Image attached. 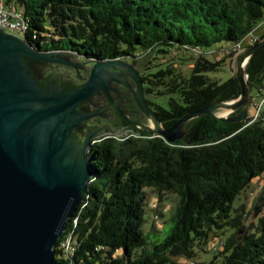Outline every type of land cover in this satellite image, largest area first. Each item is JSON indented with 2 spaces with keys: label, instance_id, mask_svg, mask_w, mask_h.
Returning a JSON list of instances; mask_svg holds the SVG:
<instances>
[{
  "label": "trees",
  "instance_id": "trees-1",
  "mask_svg": "<svg viewBox=\"0 0 264 264\" xmlns=\"http://www.w3.org/2000/svg\"><path fill=\"white\" fill-rule=\"evenodd\" d=\"M1 1L25 16L26 42L44 53L73 52L87 61L123 60L134 67L154 57L160 65L145 68L140 77L147 104L152 106L154 93L164 101L156 108L164 127L214 102L238 98L234 76L221 82L209 75L219 73L224 61L234 58L226 50L264 20V0ZM224 43L231 46L212 50ZM179 52L191 57L188 74L168 64ZM246 75L253 114L239 122L196 118L174 144L142 132L92 144L87 158L92 178L54 248V260L176 264L182 258L199 264L198 251L211 250L212 261L205 264H264V215L253 232L244 233L246 215L233 207L253 181L263 182L256 196L264 197V47L251 57ZM145 190L178 198L162 229L144 228ZM260 212L253 207L255 217ZM69 232L73 253L67 256L59 244Z\"/></svg>",
  "mask_w": 264,
  "mask_h": 264
},
{
  "label": "water",
  "instance_id": "water-1",
  "mask_svg": "<svg viewBox=\"0 0 264 264\" xmlns=\"http://www.w3.org/2000/svg\"><path fill=\"white\" fill-rule=\"evenodd\" d=\"M263 47L264 39L237 56V99L214 102L166 128L147 104L142 71L129 62L44 53L0 25V264H62L54 260V248L84 201L92 144L132 133H114L117 128L93 125L91 119L114 112L133 130L171 144L182 140L196 118L239 122L250 102L246 67ZM118 89L126 92L124 101ZM129 93L144 122L132 121L120 108L129 104ZM99 101L105 106L97 107Z\"/></svg>",
  "mask_w": 264,
  "mask_h": 264
},
{
  "label": "rangeland",
  "instance_id": "rangeland-1",
  "mask_svg": "<svg viewBox=\"0 0 264 264\" xmlns=\"http://www.w3.org/2000/svg\"><path fill=\"white\" fill-rule=\"evenodd\" d=\"M259 33H262L261 29L258 30L257 34L259 35ZM229 46H231V45L228 43H224L221 45H215L212 47V50L217 51L219 53L221 51L222 47H229ZM248 47H250V45L248 43H245L243 48H248ZM218 53L216 55L217 58H219ZM171 56L173 58L171 60H169L168 64H173V65L178 64L177 67H179L183 72H187V74H188V60H190V58H191L189 53L188 52H179V53H176L174 55L171 54ZM237 56L234 57L232 60L229 59V60L224 61V64L222 65L220 72L217 74L216 73L211 74V75H209V77L214 78L216 80H220L221 82H224L230 76H234L235 75V61H236ZM209 59L211 61L214 60L213 57H209ZM140 61H141V64L136 68L139 70V72L142 71L141 74H143L145 68H149L151 70H154L155 65L159 64V61L155 60L154 57L149 58L148 56L141 59ZM127 62L130 63V61H127ZM263 94H264V92H263ZM129 95H130V97H128V98L130 101L129 102V105H130L131 103H134V100H133L130 93H129ZM252 95L253 96L256 95L255 91L252 92ZM146 99H148V96H146ZM150 100H152L154 103H157L158 106L164 102L157 95H155V93H154V97L151 98ZM255 102L258 104L261 103V102H259L258 99H256ZM113 113L114 112H109V114H111V115ZM247 113L253 114V110L248 109V106H247ZM109 114L107 115L106 119L109 118L107 120V122L111 123V121L114 119H112L110 121L111 117L109 116ZM221 114H222V112H218L216 115H221ZM95 118H99V117H94L93 119L95 120ZM93 119H91L90 122L94 121ZM99 119L103 120L105 118H99ZM128 127H124V128L116 127L117 129L114 131V133H117L119 130H120V133H123V132H125L127 130L129 131L131 129V132L133 134L130 133L129 135H126L124 137L123 136H116V135H114V136L111 135V136H113L115 138H125L127 136L128 137L138 136V134H137V133H139L138 131L134 132V130L131 127H129V128ZM134 134H136V135H134ZM260 184H263V182L253 181L250 184V186L248 187V189L246 191H243L238 196L235 204L233 205L234 208L238 209V212H241L243 215H246V219L243 222V226L245 228L244 233H246V231L247 232H253V230H255V228H256L257 221L259 220V217L261 215H264V205H263L264 203L260 202V199L261 198L264 199V197H262V196L257 197L256 196L257 186ZM145 192L147 193L146 194V201L147 202L145 203V208H144V217H143L145 220L144 228L146 229V227L150 226V227H148V229L150 228L151 230H152V227L154 229H156V228L162 229L165 226L166 219L170 218V216L172 215L174 207L178 202V198L173 194H169L168 192H164L161 195V198L159 195L155 194V192H153L152 190H145ZM248 194H249V196H248ZM250 194H252V195L254 194L255 197L254 198L250 197ZM153 204L156 207L155 212L151 210V207ZM254 206L260 208V210H261L260 215L258 217H255V215L253 214V207ZM161 214L166 215V217L162 216ZM155 216H159V218L157 220V224L154 223V222H156L153 219V218H155ZM155 226H157V227L155 228ZM198 254H199V256L197 258V261L199 264H205V263L212 261L211 250L210 251L206 250L205 252L198 251ZM174 262L176 264H185L186 261L182 260V258H179V259L175 260Z\"/></svg>",
  "mask_w": 264,
  "mask_h": 264
},
{
  "label": "built area",
  "instance_id": "built-area-1",
  "mask_svg": "<svg viewBox=\"0 0 264 264\" xmlns=\"http://www.w3.org/2000/svg\"><path fill=\"white\" fill-rule=\"evenodd\" d=\"M20 15V11H17L13 7H6L0 0V25L8 32L15 34V36H18V31L20 30ZM256 29H264V20L259 22ZM258 30H254L252 33L247 34L245 40H243V44H239V46L233 50L227 49L226 54L236 57L244 50L243 47L245 43H248L250 46L257 43L259 40L257 34ZM67 251H70L69 246H67Z\"/></svg>",
  "mask_w": 264,
  "mask_h": 264
},
{
  "label": "flooded vegetation",
  "instance_id": "flooded-vegetation-1",
  "mask_svg": "<svg viewBox=\"0 0 264 264\" xmlns=\"http://www.w3.org/2000/svg\"><path fill=\"white\" fill-rule=\"evenodd\" d=\"M121 87H119V89H120ZM118 89V91L121 93V96H122V99H123V101H124V95L126 94V92H124V91H120ZM97 104V107H100V108H102V107H104L105 106V102H101V101H99L98 103H96ZM131 105V106H130ZM121 104L120 105V108L122 109V110H125V111H127L128 112V117L132 120V121H134V122H137V123H140V122H144V119H143V117H141V115L139 114V111H138V109H137V107H136V105H135V103H131V104ZM157 106H158V104L157 103H154V102H152V106L150 107L155 113H156V108H157ZM92 109V108H91ZM169 112H166V114H165V116L167 117V116H169V114H168ZM157 115V114H156ZM109 116L111 117L110 118V121L112 120V119H114V120H112L111 121V123H108L107 122V120L109 119H103V120H101V119H99V118H95V120L94 121H92L91 123L93 124V125H98L99 127H106V128H111V129H113V130H115V128L116 127H118V128H124V127H128V125L119 117V115H117V114H109ZM123 123H125V125L123 124ZM97 126V127H98ZM124 126V127H123ZM129 128V127H128ZM167 128V127H166ZM129 131H131V129L129 130ZM133 131V130H132ZM134 132H136V130H134ZM154 136V135H153Z\"/></svg>",
  "mask_w": 264,
  "mask_h": 264
},
{
  "label": "bare ground",
  "instance_id": "bare-ground-1",
  "mask_svg": "<svg viewBox=\"0 0 264 264\" xmlns=\"http://www.w3.org/2000/svg\"><path fill=\"white\" fill-rule=\"evenodd\" d=\"M20 14H21L20 15V26H19L20 30L18 31V36L25 38V34L28 31L29 25H28V21L26 20V18H24L25 16L23 17V14L21 12H20ZM245 38H244V40H245ZM240 44H243V42H241ZM238 46H239V44L235 45L234 47L231 48V50H233L234 48H237ZM72 243H73L72 242V233L69 232L68 234H66L64 236V239H62L61 243L59 244L60 249L62 251H64L66 253L65 255H67V256L72 255V253H73L72 246H71ZM67 246H69L70 251H67Z\"/></svg>",
  "mask_w": 264,
  "mask_h": 264
}]
</instances>
